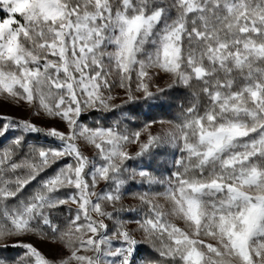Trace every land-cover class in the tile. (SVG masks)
Returning <instances> with one entry per match:
<instances>
[{
    "label": "snow or ice",
    "instance_id": "1",
    "mask_svg": "<svg viewBox=\"0 0 264 264\" xmlns=\"http://www.w3.org/2000/svg\"><path fill=\"white\" fill-rule=\"evenodd\" d=\"M0 101V264H264V0H0Z\"/></svg>",
    "mask_w": 264,
    "mask_h": 264
},
{
    "label": "trees",
    "instance_id": "2",
    "mask_svg": "<svg viewBox=\"0 0 264 264\" xmlns=\"http://www.w3.org/2000/svg\"><path fill=\"white\" fill-rule=\"evenodd\" d=\"M134 87V85H133ZM186 92V90L181 89L179 91H175L173 93V98L171 99V103L174 105L171 108H165L164 110H160V109H154V110H149L146 106H141L138 110L137 113L134 116V121L133 122H129L127 124V127L129 128L130 131H137V130H141L144 125L146 123H148L150 120H160L163 119L165 121L168 120H173L174 117L178 114V112L180 111L179 109V105L184 104L185 106H187V99L185 98L184 93ZM9 104V103H8ZM10 105V104H9ZM10 106H14V105H10ZM16 107V106H15ZM129 107H135V106H129ZM148 112V115H145V113ZM155 125V124H154ZM154 125L152 126L151 131L155 134L157 132L160 131V128H156L154 127ZM179 153L175 154V157L173 156V150L169 149L167 153H165L164 155L158 156L156 158V160L153 162L152 167L153 169H160V172H157L155 174L157 175H163V176H167L169 174L168 171H165V169H170V170H174L172 167V160L174 158H178ZM132 166L136 165V161H131L129 162ZM32 189L30 188L29 191H31ZM147 190L146 188H141V187H133L132 188V193H138V192H142ZM152 191L155 192H160L163 191V188L160 186H153ZM131 201H133V197L131 194L125 196L124 198V203L126 205H133L131 203ZM73 209L75 208L74 206H72ZM64 215H67L66 209L64 210ZM61 223L63 222V216L61 217ZM109 225L111 226V222H108ZM51 238V237H49ZM21 249H8V252L6 253V255H15L19 252H21Z\"/></svg>",
    "mask_w": 264,
    "mask_h": 264
},
{
    "label": "rangeland",
    "instance_id": "3",
    "mask_svg": "<svg viewBox=\"0 0 264 264\" xmlns=\"http://www.w3.org/2000/svg\"><path fill=\"white\" fill-rule=\"evenodd\" d=\"M167 77L166 76H161L160 78H158L156 80V83L159 84L161 87H165L166 86V81H167ZM112 95L114 97H116V99L114 100V103H120L122 98L124 97V90L120 89L119 87H116L113 91H112ZM0 114H7V115H11L13 117L16 118H21V119H33L35 123L40 124L41 126H53L51 122H48L46 120H41L35 117H31L30 113L27 109L25 108H20V107H15V106H10L7 102H3L0 101ZM56 126H60L62 127V125H59L58 122L56 124ZM154 127L156 128H160V125L157 123L154 125ZM146 134H142L141 139L142 140H146ZM127 150L131 153H135L138 150V145L136 144H130L127 146ZM86 154L88 155H92V150L90 148H86L85 149ZM104 187L103 182L100 183V185H98L97 191H99L101 188ZM161 203H163V200L160 201ZM131 203L137 204L138 201L133 199V201H131ZM75 207V205H72ZM108 223V222H107ZM130 228H135V225H129ZM137 238H139V233H137ZM40 251H42L43 253H45L47 256L49 257H53L56 256L58 254H60L62 252V245H60L58 243L57 240H54L52 238H48V239H41L40 237H29L28 238Z\"/></svg>",
    "mask_w": 264,
    "mask_h": 264
}]
</instances>
